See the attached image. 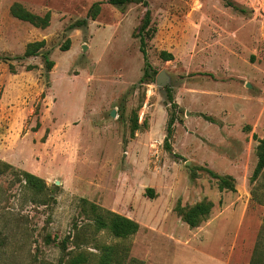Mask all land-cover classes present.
Masks as SVG:
<instances>
[{"label": "rangeland", "instance_id": "rangeland-1", "mask_svg": "<svg viewBox=\"0 0 264 264\" xmlns=\"http://www.w3.org/2000/svg\"><path fill=\"white\" fill-rule=\"evenodd\" d=\"M96 1L94 20L69 27ZM145 1L0 0V264H264V168L250 181L264 136V0ZM13 2L50 11L49 25L13 17ZM146 9L155 32L142 35L140 81ZM42 39L50 70L41 53L21 57ZM200 200L213 206L191 228L174 206ZM106 212L137 232L98 229Z\"/></svg>", "mask_w": 264, "mask_h": 264}, {"label": "trees", "instance_id": "trees-1", "mask_svg": "<svg viewBox=\"0 0 264 264\" xmlns=\"http://www.w3.org/2000/svg\"><path fill=\"white\" fill-rule=\"evenodd\" d=\"M108 3L113 5L123 6L130 2L143 3L147 4L145 0H107ZM235 9L238 10L237 7L234 6ZM100 11V2L96 1L92 3L89 7L87 14L84 18L78 19L69 27H84L87 25L88 19L94 20ZM243 12V9H240ZM10 14L21 20L32 24L35 27L45 28L49 25L51 13L50 11H46L44 14L40 15L34 12L29 11L23 4L20 2H13L9 7ZM150 10L146 9L145 13L142 17L141 23L139 25V33H140V51L142 52L143 60H144V75L140 78V81L144 79L146 70L149 68V62L147 59V53L145 49V39L142 36L143 33L147 37L153 36L155 32V28H152L150 25ZM45 46V40H37L32 41L26 44L23 55L21 57H29L35 56L41 53L42 58L44 60V65L46 70H50L53 66V61L49 58V50H42ZM160 56L164 60H170L173 58L172 53L162 50L160 52ZM28 69H31L28 66ZM169 102L172 106L175 105L173 101L172 95L170 94V90L168 89ZM175 121V117L171 114L167 121L166 126V135L164 137V147L167 151L171 152L170 138L173 132V124ZM138 124L136 121L133 122V128H137ZM256 164L253 168L250 181H253L257 178L260 172L264 168V136L258 139V144L256 145ZM7 165V164H5ZM206 171L213 177L218 180V188L219 190H235L234 179L230 175H219L211 169H206ZM25 182L34 189L41 190L43 188L42 180L36 175L25 172L24 174ZM146 192L148 196L153 197V188H147ZM212 202L209 200H200L189 206H182L180 203H177L174 206V211L180 216V218L191 228L197 227L206 220L212 209ZM95 224L98 229H107L112 235L118 238H127L135 234L139 228V225L136 221L122 216L113 212H106V215L97 214L95 217ZM70 264H79V260L72 259ZM132 264V263H130ZM253 264V262H252Z\"/></svg>", "mask_w": 264, "mask_h": 264}, {"label": "water", "instance_id": "water-1", "mask_svg": "<svg viewBox=\"0 0 264 264\" xmlns=\"http://www.w3.org/2000/svg\"><path fill=\"white\" fill-rule=\"evenodd\" d=\"M83 48H86V45H83ZM169 79V75L164 70H161L156 75L155 83L158 87H162L169 82ZM247 86H249V84H247ZM110 115L115 116L114 109L111 110Z\"/></svg>", "mask_w": 264, "mask_h": 264}]
</instances>
